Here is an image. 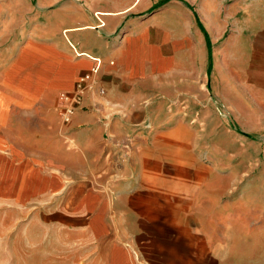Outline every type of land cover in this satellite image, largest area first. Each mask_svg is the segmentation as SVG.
<instances>
[{"label":"crops","instance_id":"crops-1","mask_svg":"<svg viewBox=\"0 0 264 264\" xmlns=\"http://www.w3.org/2000/svg\"><path fill=\"white\" fill-rule=\"evenodd\" d=\"M138 1L66 3L43 21L56 29L0 48V150L11 155L0 189L75 234L93 264H264V180L201 155L223 149L230 120L264 134V0H169L128 15ZM89 56L102 61L98 82L63 122L60 94Z\"/></svg>","mask_w":264,"mask_h":264},{"label":"rangeland","instance_id":"rangeland-1","mask_svg":"<svg viewBox=\"0 0 264 264\" xmlns=\"http://www.w3.org/2000/svg\"><path fill=\"white\" fill-rule=\"evenodd\" d=\"M149 1L152 5L148 7ZM167 2L169 0H139L127 14L146 15ZM66 3L77 2L52 0L46 6L40 0H0V48L9 46L13 34H18L23 45L30 33L42 31L44 26L56 29L43 21L47 17L51 21L58 19ZM98 21L94 25L103 24ZM20 117L19 145L24 149L23 153L29 154L30 138L33 136L29 129L30 122L27 117ZM230 128L222 144L223 149L214 148L207 153L202 151V157L217 160L221 164V168H218L225 174H235L246 180L259 176L264 180V134L249 133L246 128L234 127L231 120ZM9 156V151L0 150V160ZM49 224L46 218L39 215L34 202H18L5 196L0 189V264H93L91 247L78 245L75 234L54 229Z\"/></svg>","mask_w":264,"mask_h":264},{"label":"built area","instance_id":"built-area-1","mask_svg":"<svg viewBox=\"0 0 264 264\" xmlns=\"http://www.w3.org/2000/svg\"><path fill=\"white\" fill-rule=\"evenodd\" d=\"M89 57L91 58L93 64L91 68L76 82L73 92L60 94L62 100H66L67 102V104H62L58 109L63 122H67L70 119L76 104L79 103L82 90L85 88L86 80L93 79L95 82H98L97 75L102 67V61L98 56ZM100 92H103V89H100ZM135 139L136 136H129L115 142V144L118 146V150L114 154L117 161H124L127 159L128 152Z\"/></svg>","mask_w":264,"mask_h":264}]
</instances>
